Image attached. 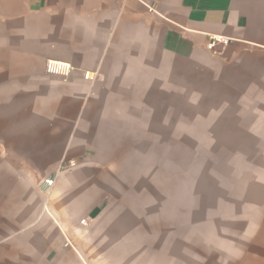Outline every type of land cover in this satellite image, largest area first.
I'll use <instances>...</instances> for the list:
<instances>
[{
    "label": "crops",
    "instance_id": "obj_1",
    "mask_svg": "<svg viewBox=\"0 0 264 264\" xmlns=\"http://www.w3.org/2000/svg\"><path fill=\"white\" fill-rule=\"evenodd\" d=\"M201 74L264 106V0H0V264H181L109 205L110 157Z\"/></svg>",
    "mask_w": 264,
    "mask_h": 264
},
{
    "label": "rangeland",
    "instance_id": "obj_2",
    "mask_svg": "<svg viewBox=\"0 0 264 264\" xmlns=\"http://www.w3.org/2000/svg\"><path fill=\"white\" fill-rule=\"evenodd\" d=\"M204 76L167 89L149 127L118 138L109 205L144 216L151 245L181 264H253L245 250L264 244V106L237 104L239 91Z\"/></svg>",
    "mask_w": 264,
    "mask_h": 264
},
{
    "label": "built area",
    "instance_id": "obj_3",
    "mask_svg": "<svg viewBox=\"0 0 264 264\" xmlns=\"http://www.w3.org/2000/svg\"><path fill=\"white\" fill-rule=\"evenodd\" d=\"M216 42H219V39L217 38L213 39V41L209 45V48H213ZM48 72L54 75H69V73L71 72V68L70 66H65L63 64L50 62L48 64ZM89 76H90V73H87L85 77L89 78ZM76 167H77V162L74 160L63 161L62 163L63 170H72ZM54 182H55L54 179H48L45 181L44 185L45 187L50 188V187H53Z\"/></svg>",
    "mask_w": 264,
    "mask_h": 264
}]
</instances>
